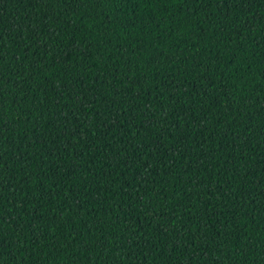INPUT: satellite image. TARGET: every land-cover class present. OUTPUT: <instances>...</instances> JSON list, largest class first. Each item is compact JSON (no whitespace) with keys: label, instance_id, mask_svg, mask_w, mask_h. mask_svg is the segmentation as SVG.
Here are the masks:
<instances>
[{"label":"trees","instance_id":"1","mask_svg":"<svg viewBox=\"0 0 264 264\" xmlns=\"http://www.w3.org/2000/svg\"><path fill=\"white\" fill-rule=\"evenodd\" d=\"M0 264H264V0H0Z\"/></svg>","mask_w":264,"mask_h":264}]
</instances>
